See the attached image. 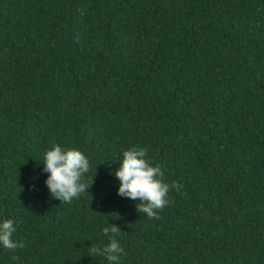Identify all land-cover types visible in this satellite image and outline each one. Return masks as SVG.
I'll use <instances>...</instances> for the list:
<instances>
[{
  "label": "trees",
  "instance_id": "16d2710c",
  "mask_svg": "<svg viewBox=\"0 0 264 264\" xmlns=\"http://www.w3.org/2000/svg\"><path fill=\"white\" fill-rule=\"evenodd\" d=\"M0 264H264V0H0Z\"/></svg>",
  "mask_w": 264,
  "mask_h": 264
}]
</instances>
